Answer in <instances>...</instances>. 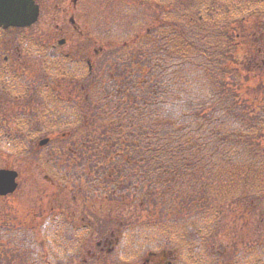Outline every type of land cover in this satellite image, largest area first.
<instances>
[{
    "label": "trees",
    "instance_id": "1",
    "mask_svg": "<svg viewBox=\"0 0 264 264\" xmlns=\"http://www.w3.org/2000/svg\"><path fill=\"white\" fill-rule=\"evenodd\" d=\"M233 1L222 0L218 8L206 0H192L191 5L185 0L140 2L137 8L156 3L157 24L138 36L148 19L135 20L130 32L139 41L137 51L116 63L115 74H108L109 82L98 93L77 90L90 116L82 113L83 105L76 109L51 86L58 94L49 93L48 122L36 128L52 137L45 147L58 143L48 155L55 175L69 183L83 179L87 186L77 191L93 208L106 214L108 201H128L148 212L152 231L163 217L170 227L192 210L194 218L180 224L183 230L176 239L183 238L184 245L199 239L198 249L204 243L202 232L209 242L222 224L223 201L237 196L231 205L239 206L248 196L252 212L264 197V63L247 49L253 43L244 25L248 17L235 19L251 0ZM130 9L126 12L132 14L136 8ZM126 32L120 31L129 36ZM251 70L260 74L255 86L242 78ZM226 73L234 78L231 83L224 80ZM69 126H78L74 129L79 132L61 135ZM29 151L39 155L36 149ZM95 186L105 192H94ZM95 193L100 201L94 200ZM48 222L67 221L53 215ZM72 232L65 231V239ZM134 239L140 245L133 248L136 258L167 246L161 235L138 233Z\"/></svg>",
    "mask_w": 264,
    "mask_h": 264
},
{
    "label": "rangeland",
    "instance_id": "2",
    "mask_svg": "<svg viewBox=\"0 0 264 264\" xmlns=\"http://www.w3.org/2000/svg\"><path fill=\"white\" fill-rule=\"evenodd\" d=\"M38 1L41 4L38 22L27 27L0 31V64L16 65L18 72L25 73L24 76L22 75L16 80H22L27 85H37V88L43 85L56 87L60 96L63 98H67L66 95L69 96L68 98L73 101L71 102L72 106L76 109L79 107L82 109L83 101L79 97L78 99L72 98L74 93L71 89H81L79 88L82 87L81 84H87L98 93V88L105 82H109L108 74L110 72L115 74L116 63L123 64L121 59L128 60L138 48L139 41L130 32L134 21L140 20V17L144 19L146 16L148 19L147 22L144 19L143 26L138 28V36L143 35L146 27L151 28L153 24H157V20H154L155 12L158 9L154 5L156 3L136 7L145 0H131L129 5L126 0H80L76 6L72 5L73 0H60L63 3L60 7L67 9V12L63 13L61 17H59L60 9L53 6L57 0ZM176 2L177 0H175V4ZM236 2L237 0H234L232 4H237ZM258 2L264 5L261 0H251L250 6L244 14L235 15L236 20L248 17L244 24L249 28L248 35L257 30L255 35L258 34L264 27V8L257 4ZM149 5H151L149 9H144ZM214 5L222 6L223 2L215 0ZM131 6L136 8L132 14L126 12ZM70 11L75 13V24L78 25L82 35L68 21L71 16ZM159 11H161L160 8ZM258 26H260L259 29ZM115 28L127 31L129 36L121 35L120 31L115 34L110 33V30H115ZM88 37H94L95 44L92 47H96L98 50L101 48L100 53L94 58L93 77L87 74L85 62L81 66L72 65L69 64L70 58L65 57L68 56L66 53L71 52L72 54H69H74V57L77 58L76 54L78 53H75L74 50L76 48L84 49L85 39ZM256 48V45H253L251 49L250 46L247 47L252 53L258 55ZM262 58L264 59V56ZM244 77H247L246 82L249 86H255L256 82L260 81V74L257 71H245L242 78ZM69 80L77 81L70 83ZM224 80L231 83L234 78L230 75L227 76L226 73ZM59 81H62V85H57ZM69 84H77V86ZM62 86L64 92H62ZM83 88L88 89L87 86ZM19 89L12 90V102L18 101V103H12V108L20 106V100L14 99V96L17 95L16 92L20 91ZM260 89L254 91L257 97L260 94ZM49 92L58 94L52 89L38 93L32 91L30 95L34 97L31 103L34 113L24 117L23 114L14 116L13 112L12 115H9V120L5 122L11 128H0V167L14 169L18 173L16 191L10 196L0 197V260L2 264H47L46 257L52 260L50 264H143V256L140 258L133 256V248L138 245L134 238L138 233L145 236L147 234L161 235V238L167 242L164 249L157 250L156 256L158 257H155L154 260L152 258L150 260L152 263L161 257L165 259L173 257L177 264H214L215 261L226 264L231 260L235 264H250L251 249L246 246L254 243L256 251L264 243V212L259 211L250 215L248 196L239 202L240 207L235 202L231 205V201L237 196L233 200L223 201L221 205L225 209L221 212L222 224L217 227L215 232L211 233L212 237L209 242L206 238L207 234L202 232L204 243L198 249L199 245L197 246V244L201 243L199 239L197 243L189 242L187 245L182 244L183 238L176 239L179 236L178 231L183 230L180 224L187 222L190 216L194 218L192 210L190 214L185 213L183 218L176 220V224L170 227L164 226V224L167 225L164 222L167 218L163 217L159 229L153 228L152 231L149 224L154 221L148 216L147 211L139 209L137 206L134 207L128 201L127 205H119L116 201L111 200V203L108 201V212L103 214L99 210L100 208H93L91 201L77 191L79 187L87 186L83 179L74 178L70 183L61 181L50 167L51 164L54 165V162L48 156L56 142L39 149V155L29 151L30 148L35 149L37 146L39 137L43 135L41 132L28 134L27 140L33 139L30 143L31 146L26 143L22 145L17 140L19 147L15 145L13 150L4 145L3 147L2 141L8 139L10 143H14L12 136L25 132L28 125L31 127L37 125L35 128L41 125L46 126L47 113L45 110L41 109L40 111L39 109L46 104V95H49ZM0 103L4 106L9 105V101H0ZM87 105H83L85 112L82 111V113L90 116ZM22 107H24V103ZM13 118H19L22 121L16 122ZM77 127H64L62 133L77 134L79 129L77 131L74 129ZM100 191L105 192L95 186L94 192ZM93 198L100 201L96 193ZM213 198L214 196L211 197L210 203ZM217 204L218 202H214L213 205ZM263 207L264 197H262L258 209ZM256 210L257 206L254 212ZM53 215L60 222L69 220L72 225L81 222L89 224V226L84 232H76L74 236L70 234L67 241L61 240L60 233L53 234L48 238L46 237L49 233L48 218ZM102 216L104 219L101 218ZM159 220L155 223H159ZM44 224L45 226H43ZM112 232L118 236L117 244L109 252L105 246L103 250H100L97 243L103 241ZM57 245L62 247L55 249ZM59 259L60 262H58Z\"/></svg>",
    "mask_w": 264,
    "mask_h": 264
},
{
    "label": "flooded vegetation",
    "instance_id": "3",
    "mask_svg": "<svg viewBox=\"0 0 264 264\" xmlns=\"http://www.w3.org/2000/svg\"><path fill=\"white\" fill-rule=\"evenodd\" d=\"M79 1L80 0H73L72 5L73 6H76V4L78 5ZM35 2L39 6V15H40L41 4L38 0H35ZM191 3H192V0L186 1L187 5L188 4L191 5ZM206 3H208L209 7L221 6V5L215 6L214 1H212V0H206ZM54 4H53L54 7L60 9L59 17H61V15L63 13L67 12V9H65V7H62V8L60 7L61 4H63L62 1L57 0ZM70 13H71V16L69 17L68 21L71 23L72 27L75 30L78 29V32L80 33V35H82L83 33L80 32V29L75 24V13L73 11H70ZM259 27L260 26H258V29H259ZM257 31H253V32H251L252 34L248 35L249 38H252V40H253V43H251L250 46L251 47L253 45L257 46L256 51H257L258 55L260 54V56H261V58L259 60L262 63H264V59L262 58L264 56V27H263V29H261V31L258 34L255 35V33H257ZM93 44H95L94 37H88L85 39L84 49L76 48L74 50L75 53H78V54H76L78 56L77 58L74 57V54L70 55L69 53H71V52L66 53L68 56H65L66 58H70L69 64H72V65H80L81 66V64H83L85 62L87 64V70H88L90 77H93V71H94V66H95L94 58L97 57L98 53H100V50H101V48L98 50V49H96V47H92ZM5 59H6V57H5ZM22 75L24 76L25 73L23 71L18 72V67L16 65H13V64L2 65V64H0V101H2V102L9 101L8 106H4L1 103H0V105L3 108V110L7 111L8 115L12 114V103H18V101L12 102V90L14 91V90H16V88H20L19 89L20 91L16 92L17 95L14 96V99L20 100V102H19L20 106H19V108H18V106L15 108L14 115L17 114L16 110L19 111V114H23V115H27L28 113L31 112V103H32V95H30V93L32 92V89L30 88L31 86L23 83L22 80H16L17 78H19ZM76 81L77 80H69L70 83H75ZM57 83H58L57 85H62V81H59ZM70 86H77V84H71ZM81 86L82 87H79V88H83L84 86H88V85L87 84H85V85L81 84ZM35 87H37V85H35ZM46 87H47L46 85L39 86L33 92H37V93L38 92H46ZM62 89H63V86H62ZM88 90H92V89L88 86ZM23 103H24V107H22ZM5 113L6 112H4V114ZM0 117H1V113H0ZM97 245L99 246L100 250H103L104 246L106 247V250L108 252L112 249V241L111 240L105 239L102 245L100 242L97 243ZM156 255H157V253L148 254L144 258L143 264H176L173 259H171V258L165 259L164 257H161V258L157 259L156 261H153V263H152L150 260L152 258L154 260L155 257H158Z\"/></svg>",
    "mask_w": 264,
    "mask_h": 264
},
{
    "label": "water",
    "instance_id": "4",
    "mask_svg": "<svg viewBox=\"0 0 264 264\" xmlns=\"http://www.w3.org/2000/svg\"><path fill=\"white\" fill-rule=\"evenodd\" d=\"M38 7L33 0H0V27L25 26L36 20ZM46 139L40 141L44 143ZM16 172L0 169V195L12 192L15 187Z\"/></svg>",
    "mask_w": 264,
    "mask_h": 264
}]
</instances>
